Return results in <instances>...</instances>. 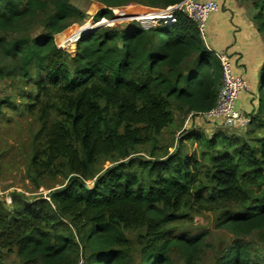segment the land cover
I'll list each match as a JSON object with an SVG mask.
<instances>
[{
    "label": "trees",
    "instance_id": "16d2710c",
    "mask_svg": "<svg viewBox=\"0 0 264 264\" xmlns=\"http://www.w3.org/2000/svg\"><path fill=\"white\" fill-rule=\"evenodd\" d=\"M98 1L106 8L96 21L113 18L110 7L183 0ZM247 1L264 33V0ZM136 14L144 24L156 18ZM86 18L70 0H0V80L13 91L0 101V118L12 111L37 123L26 169L35 185L66 180L48 200H0V264H203L207 235L178 228L202 202L239 204L224 222L237 237L261 230L264 63L250 138L190 127L170 152L159 138L175 125V110H211L222 84L197 24L179 14L172 25L100 27L83 34L74 56L58 49L55 36ZM36 22L41 30L32 35ZM10 253L19 262L7 263ZM255 257L233 241L215 264H264Z\"/></svg>",
    "mask_w": 264,
    "mask_h": 264
},
{
    "label": "rangeland",
    "instance_id": "374dc122",
    "mask_svg": "<svg viewBox=\"0 0 264 264\" xmlns=\"http://www.w3.org/2000/svg\"><path fill=\"white\" fill-rule=\"evenodd\" d=\"M73 5L85 12L86 14L95 15L99 6H102L98 0H70ZM251 3V2H250ZM146 8L141 4L131 3L127 4L123 8L116 9L118 11L113 12V18L115 13L123 10L125 13L136 14L140 10ZM119 14H122L120 12ZM91 17V16H90ZM86 18L83 23H74L67 28L65 34H75L78 31L84 30L87 26L91 27L94 23H91V19ZM113 18H102L98 25L93 27H115L121 24H128L127 20H119L113 22ZM94 21V20H93ZM83 25H86L82 28ZM148 25L146 28H149ZM153 27V26H151ZM86 28V29H88ZM92 29V28H89ZM40 24L34 23L31 27L32 35L40 31ZM208 32V25L205 27V35ZM264 39V33H261ZM13 94L10 89V83L8 81L0 80V101L7 96ZM262 92H259L258 98L262 97ZM15 101L21 102L16 98ZM185 110H175L176 123L173 127L164 130L161 135L159 146L162 148H168L172 152L177 145V140L184 131L187 129V123L192 122L194 117H190ZM37 123L32 117L21 116L18 113L8 111L6 116L0 118V200L5 201L8 205L11 204L12 194L18 193L24 195L28 200L35 202L38 199H49V194L56 188H60L66 183V180L62 177L58 178H44L39 182V186L28 178L27 176V162L28 154L30 152V142L34 132L37 129ZM193 127V126H192ZM203 131L206 136L210 137L215 133L223 132L230 136H238L244 139L250 138L252 135L248 134L250 130L249 123H237L233 126H225L222 121L216 122L215 126H206L204 130L202 128H196ZM254 135V134H253ZM190 146V145H189ZM195 146H190V150H194ZM161 152V151H158ZM142 155L149 157V153H142ZM109 163L105 166L107 167ZM93 181L87 182L88 187L93 186ZM236 203L228 204H215V203H197L189 214L182 219L178 224V228L181 230L191 231L192 234H206L208 247L206 253L203 256V264H215V261L220 256L223 249L230 245L233 241H240L249 245L250 249L259 258L264 259V227L261 230H256L250 235L237 237L234 235L225 225V219L228 217L227 211H238L241 207ZM63 231L68 232V226H63ZM257 260V259H256ZM7 263H17L19 259L15 253H10L5 256ZM175 262L180 264L175 258ZM82 263V261L80 262Z\"/></svg>",
    "mask_w": 264,
    "mask_h": 264
},
{
    "label": "crops",
    "instance_id": "0c3cea01",
    "mask_svg": "<svg viewBox=\"0 0 264 264\" xmlns=\"http://www.w3.org/2000/svg\"><path fill=\"white\" fill-rule=\"evenodd\" d=\"M215 1L219 8L208 18V32L203 42L214 51L229 54L235 74L244 77L248 83V90L240 95L236 109L244 116L252 112L256 114L261 88L260 70L264 63V39L255 22L257 10L247 0ZM187 124H190L187 128L193 126L204 130L206 126H215L216 121L194 119Z\"/></svg>",
    "mask_w": 264,
    "mask_h": 264
},
{
    "label": "built area",
    "instance_id": "2783aa9c",
    "mask_svg": "<svg viewBox=\"0 0 264 264\" xmlns=\"http://www.w3.org/2000/svg\"><path fill=\"white\" fill-rule=\"evenodd\" d=\"M101 5L102 6H99V8H101L98 9L95 15H90V17L87 14V18L90 17L91 23H94L91 27H89L92 29H84L78 31L75 34H65L67 33L65 32L67 29H65L55 36V44L57 48L67 52L71 56H74L79 39L86 32L95 30L96 27L93 26L100 23V21H96L95 17L102 9L106 8V5ZM123 7H110L109 9H111L112 12H116L118 11L116 9ZM143 7L151 12L156 13V18L151 19V22H145L147 24H144L142 20H139L137 14H126L123 10L119 11V13L122 12V14L115 13V16L119 17L120 21L127 20L129 22H138L144 27H147L148 25L151 27L159 24L172 25L177 22L179 14H184L197 24L203 41H205V27L208 18L219 8L218 3L215 0H183L177 4L170 5L165 8H154L148 6ZM85 26L86 25H83L82 28ZM205 46L220 62L222 84L220 86L219 95L214 108L207 112L190 113L189 116L203 121H222L225 126L236 125L237 123H248L250 118L248 116H244L242 112L236 109V102L240 95L244 91L248 90L247 81L244 79V77L237 76L235 74L231 57L226 51H214L207 44Z\"/></svg>",
    "mask_w": 264,
    "mask_h": 264
},
{
    "label": "water",
    "instance_id": "95a60500",
    "mask_svg": "<svg viewBox=\"0 0 264 264\" xmlns=\"http://www.w3.org/2000/svg\"><path fill=\"white\" fill-rule=\"evenodd\" d=\"M119 20V17H117V16H115L114 18H113V22H117ZM188 125H190V124H187V126Z\"/></svg>",
    "mask_w": 264,
    "mask_h": 264
}]
</instances>
